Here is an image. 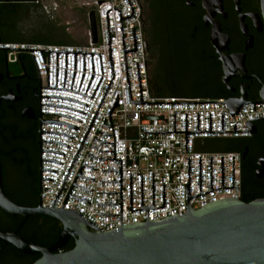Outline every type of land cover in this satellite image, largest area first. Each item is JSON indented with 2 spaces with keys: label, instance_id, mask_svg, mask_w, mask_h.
<instances>
[{
  "label": "built area",
  "instance_id": "built-area-1",
  "mask_svg": "<svg viewBox=\"0 0 264 264\" xmlns=\"http://www.w3.org/2000/svg\"><path fill=\"white\" fill-rule=\"evenodd\" d=\"M135 14L131 18L122 20L124 44L126 50H135L133 29H135L137 50L126 53L127 69L131 89L132 102L140 103V85L138 77L137 62H139L142 97L147 103L164 102H225L221 98H179L174 96L159 97L152 93L150 88L149 62L147 53V37L144 31L143 6L140 0H130ZM88 5L95 10L97 24L96 44H47L28 42H0V48L12 49H37L50 51L85 52V75L81 83L84 71V54L77 53L76 73L74 75L75 54H67V73L65 79L66 53H58V79L57 88L41 89V96H61L71 98L89 105L53 97H41L39 99V110L41 104H56L71 107L81 112L58 106L42 105V112L57 113L62 115L42 114L44 120H55L65 122L78 129L67 125L43 123L42 131H57L73 136L69 137L59 133L42 132V140H53L68 144L69 146L42 142V150H55L65 155L42 151V159H53V161H42V168L53 169L42 170V207H51L65 176L74 160V157L85 137V134L94 118V115L102 101L106 89L113 78L109 55V31L107 23V10L118 8L122 18L132 15V8L128 0H89ZM111 9L108 12L109 29L114 66V79L100 110L80 148L74 164L65 180V183L57 197L53 208H62L68 193L82 166L81 174L75 183L71 193L91 202L69 195L63 209H77L87 220L106 232L120 226V215L104 216L101 214H120V205H104L102 203H120V193H99L120 191V182H101L100 180H120V171H102V169H120V160H108L98 158H114L115 136V159H122V226L136 222L147 221V210L142 209L131 212L130 207V173L132 186V210L141 208V175H142V206L152 205V172H154V207L163 206V183L165 186V206L149 210V220L164 218L174 214L186 213L188 209L186 201V185H188V156L190 157V195L199 194V156H201V192L211 190V159L213 172V189L209 193L202 194L189 199V204L194 209L217 200L225 198H241L242 196V164L241 156L233 151H203L208 141L221 139L247 138L251 132H189L187 136V151H185V132L175 133H150L144 131H185V113H187V131H197V113H199V131H209V113H211V131H248L250 127L246 122L250 120L253 124L264 120V103H245L240 112L231 116L226 103H204V104H134L130 100L129 86L127 81L124 46L122 38L120 12ZM5 50V49H0ZM12 55L27 54L37 71L33 56L40 71L42 87H48V76L46 68H49V87H56V52L7 50ZM93 54L95 75L89 85L93 74ZM33 55V56H32ZM43 56V57H42ZM44 58V61H43ZM45 62V63H44ZM38 73V71H37ZM39 75V73H38ZM65 79V85H64ZM81 83V86H80ZM89 85V88H88ZM98 86V88H97ZM80 87V89H79ZM88 88V90H87ZM97 88V90H96ZM96 90V92H95ZM87 91V92H86ZM95 92V95L93 96ZM87 96H93L89 98ZM118 94V105L109 112ZM228 100V99H226ZM262 102V101H247ZM70 116V117H68ZM77 119H74V118ZM260 118V119H254ZM253 119V120H251ZM113 126V127H107ZM97 131H99L97 133ZM105 135V134H113ZM105 134H102V133ZM40 138V137H39ZM92 145V147H91ZM95 147V148H93ZM97 148V149H96ZM99 149V150H98ZM98 157L95 158L91 155ZM222 156L224 164V187L233 186V156L234 158V188L222 187ZM40 161V156H39ZM96 168V169H93ZM95 180H91L89 178ZM163 179V180H162ZM221 188V189H217ZM40 200V195H39ZM98 230V229H97Z\"/></svg>",
  "mask_w": 264,
  "mask_h": 264
},
{
  "label": "flooded vegetation",
  "instance_id": "flooded-vegetation-1",
  "mask_svg": "<svg viewBox=\"0 0 264 264\" xmlns=\"http://www.w3.org/2000/svg\"><path fill=\"white\" fill-rule=\"evenodd\" d=\"M140 1L148 39L149 75L158 92L188 99L223 95L226 99L245 96L248 101H261V0ZM48 8L44 0H0V42L36 39L51 18ZM234 55L243 56L245 77L236 75L226 80L225 62ZM41 84L27 54L10 57L8 51L0 50V162L5 192L13 166L21 159L25 162L24 176L32 171L31 165L39 170V129L44 120L39 110ZM217 143L240 153L242 181L249 188L241 199L264 198V120L255 122L247 138L207 142L210 147ZM11 221L0 211V226ZM39 257L17 255L9 264H32Z\"/></svg>",
  "mask_w": 264,
  "mask_h": 264
},
{
  "label": "water",
  "instance_id": "water-1",
  "mask_svg": "<svg viewBox=\"0 0 264 264\" xmlns=\"http://www.w3.org/2000/svg\"><path fill=\"white\" fill-rule=\"evenodd\" d=\"M262 1V10L264 15V0ZM131 8L132 15L128 17L122 18L121 11L120 12V20H121V29H122V20L131 18L134 16L135 11L134 8L128 0ZM107 10V23H108V31H109V55L111 62V70L113 74V78L111 79L106 92L102 98V101L94 115V118L85 134V137L74 157V160L65 176V179L58 191V194L52 204L51 207H42V188L50 189L49 187H42V179H50V178H42V170H50L54 172H58L53 169L42 168V161H53L57 163H61L59 161L53 159H42L41 152L42 151H51L65 155V153L55 151V150H42L41 145L42 142H54L60 143L66 146L68 144L53 141V140H42V132H51V133H59L69 137L71 135L57 132V131H42L41 125L43 123L50 124H61L67 125L74 129H78L77 126L61 122L55 120H43L40 124L39 129V145H40V161H39V194L40 200L38 202L37 207H27L22 206L14 201H12L6 194L3 186V175H2V166L0 162V208L7 214L16 216L20 215L25 220L31 216H50L62 223L63 229L58 237L57 241L49 246H41L36 244L33 241H29L18 234L17 231L13 232H4L0 229V244L4 243L5 245H11L15 247L17 250L21 251L27 255H39L40 257L34 261L32 264H264V198L255 199L249 202H245L241 198H225L221 200H217L211 203H207L201 206L199 209H194L189 204V199L201 196L202 194L209 193L213 189V172H212V156L211 159V190L207 192H201V156H199V194L190 195V157L188 156V185H186V201L188 205V209L186 213L178 215L177 213L174 215H170L164 218H159L155 220H149V210L164 207L165 206V186L163 183V206L154 207V172H152V205L142 206V175H141V208L137 210H132V186H131V173H130V207L131 212L146 209L147 210V221L146 222H136L131 224H126L122 226V159H115V136L114 131L113 134H105V135H113L114 142H103L98 139H94L100 141L102 143H114V150H100V151H114V158H98L90 153L89 155L98 158V159H108V160H120V169H102V171H120V180H100L101 182H120V191L117 192H103L99 191V193H120V203H102L97 202L98 204L104 205H120V214H101L104 216H118L120 215V226L102 232L99 230H104L103 228L98 227L91 221L87 220L77 209H63L66 200L69 195H72L81 200L87 201L91 204L90 201L83 199L81 197L75 196L71 193V190L74 185H78L75 183L76 179L79 175H82L81 172L84 166H88L86 164H82L77 177L72 185L70 192L68 193L66 200L62 206V208H53L57 197L65 183V180L74 164V161L80 151V148L100 110V107L107 95V92L113 82L114 79V66H113V56H112V47H111V38H110V29H109V19L108 12L111 10ZM88 23H89V34H90V43L96 44L97 39V24H96V15L95 10H90L88 12ZM244 29V27H243ZM134 36V45L135 50H126L124 44V36L122 29V38H123V46H124V56H125V64H126V73H127V81L129 86L130 100L132 102L131 97V89L129 83L128 69H127V61H126V53L134 52L137 50L136 46V36L135 29H133ZM7 50H26V51H45L49 53V63H50V52H56V87H49V68H46L47 76H48V87L40 88V101L41 97H53V98H62L71 101H75L86 105L88 104L61 96H51L45 95L41 96V89H60L67 90L65 88H57V79H58V53L65 52L66 53V64H65V79L67 73V54L74 53L75 61H74V75L72 80V85L76 73V64H77V53L84 54V71L81 79V83L83 81L85 75V52H68V51H50V50H37V49H12V48H0ZM92 55V68L93 74L90 79L89 85L95 75L94 70V62H93V54L99 53H89ZM19 55V54H18ZM100 61H101V54ZM33 56V55H32ZM43 57V56H42ZM37 71L40 76V71L37 66L35 57L33 56ZM44 61V58H43ZM226 61V60H225ZM45 63V62H44ZM101 69H102V77L98 83V86L103 78V68L101 61ZM138 69V77H139V85H140V95L141 102L134 104H204V103H226L229 109V113L231 116L236 115L240 112L243 104L245 103H254V110H256V103H264V84L261 90V101L262 102H247L248 99L245 96H241L235 99H225V102H164V103H147L143 101L142 97V86H141V77H140V68L139 62H137ZM246 68L243 56H231L225 62V79L227 80L231 76H242L245 77ZM64 79V85H65ZM80 83V86H81ZM88 85V88H89ZM97 86V88H98ZM87 88V90H88ZM96 88V90H97ZM80 89V87H79ZM95 90V92H96ZM75 93H79L76 91L67 90ZM87 92V91H86ZM95 92L93 96L95 95ZM81 94V93H79ZM82 95H86L82 94ZM93 96H87L89 98H93ZM42 105L46 106H58L64 107L68 109H72L83 114H86L83 111L62 106L56 104H41L40 106V114H53V115H62L57 113H44L42 112ZM118 105V94L114 101V104L109 112V117L111 120V111L112 109ZM66 116V115H62ZM70 117V116H68ZM74 118V117H71ZM222 118V130L221 131H211V113H209V131H199V113H197V131H187V113H185V131H175V113H174V131H144L150 133H175V132H185V151H187V136L189 132H251V128L255 126V123H251L250 120L246 122V125L250 127L248 131H236L234 124V131H224L223 129V113H221ZM264 118V117H263ZM77 119V118H74ZM260 119V118H254ZM79 120V119H77ZM253 120V119H251ZM82 122V120H79ZM112 123V120H111ZM104 125V123H103ZM107 126V125H104ZM107 127H113L107 126ZM99 131H97L98 133ZM92 147V145H91ZM95 148V147H93ZM97 149V148H96ZM99 150V149H98ZM234 158L233 156V186L232 187H224V164H223V156H222V187L221 188H234ZM62 164V163H61ZM91 167V166H89ZM93 168V167H91ZM96 169V168H93ZM97 170V169H96ZM84 176V175H82ZM86 177V176H84ZM89 178V177H87ZM91 180H95L93 178H89ZM54 181L53 179H50ZM163 180V179H162ZM80 186V185H78ZM84 189L91 190L80 186ZM217 188V189H221ZM94 191V190H91ZM98 229V230H97ZM73 238L75 241V246L68 251H62V249L66 246L69 240Z\"/></svg>",
  "mask_w": 264,
  "mask_h": 264
},
{
  "label": "trees",
  "instance_id": "trees-1",
  "mask_svg": "<svg viewBox=\"0 0 264 264\" xmlns=\"http://www.w3.org/2000/svg\"><path fill=\"white\" fill-rule=\"evenodd\" d=\"M90 9V7H89ZM144 31H145V21H144ZM146 33V31H145ZM147 37V35H146ZM2 42H28V43H47V44H82L76 43L74 40L70 39L67 34L65 27H61L58 24V20L56 18H51L47 25H44L40 32H38V36L36 39L24 41V40H3ZM86 44H89L87 42ZM148 45V39H147ZM26 55H23L24 58ZM33 67L35 68L34 64ZM36 69V68H35ZM150 88L154 95L159 97L164 96H174L181 97L175 94H162L158 92L157 86L152 83L150 79ZM223 95L210 96L207 98H221ZM223 140V139H221ZM222 151H230L228 149ZM25 168V162L21 159V162L14 164L13 173L9 176V188L6 189L7 196L14 201L15 203L27 206V207H36L39 202V170L38 167L31 165L32 171L24 176L23 172ZM248 185L245 181H242V195H244L248 191ZM248 202V200H244ZM0 211L4 213V211L0 208ZM7 214V213H5ZM11 217L12 221L5 226H0L1 230L4 232H13L18 231L19 235L23 238L33 241L36 244L41 246L49 247L53 245L58 237L60 236L63 226L62 223L50 216H31L24 222V218L20 215L13 216L8 214ZM2 250L0 249V259L4 260L1 264H9V262L13 261L17 255L27 256V254L22 253L17 250L15 247L11 245H5L1 243ZM75 246V241L73 238L69 240L66 246L62 249V251L71 250ZM37 256V255H36ZM13 259V260H12ZM34 262V260H32ZM31 261V262H32ZM32 262V263H33Z\"/></svg>",
  "mask_w": 264,
  "mask_h": 264
},
{
  "label": "rangeland",
  "instance_id": "rangeland-1",
  "mask_svg": "<svg viewBox=\"0 0 264 264\" xmlns=\"http://www.w3.org/2000/svg\"><path fill=\"white\" fill-rule=\"evenodd\" d=\"M44 2L49 6L50 17L56 18L58 24L65 27L70 39L82 44L90 42L88 12L92 10V7L88 5L89 0H44ZM201 150L222 151L225 149L210 147L207 144Z\"/></svg>",
  "mask_w": 264,
  "mask_h": 264
},
{
  "label": "crops",
  "instance_id": "crops-1",
  "mask_svg": "<svg viewBox=\"0 0 264 264\" xmlns=\"http://www.w3.org/2000/svg\"><path fill=\"white\" fill-rule=\"evenodd\" d=\"M215 146H216V147H219L220 149H221V148H223V149L226 148V145H225L224 143H217ZM215 146H214V147H215Z\"/></svg>",
  "mask_w": 264,
  "mask_h": 264
}]
</instances>
